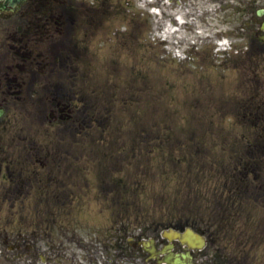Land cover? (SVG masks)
Returning a JSON list of instances; mask_svg holds the SVG:
<instances>
[{"label":"rangeland","instance_id":"374dc122","mask_svg":"<svg viewBox=\"0 0 264 264\" xmlns=\"http://www.w3.org/2000/svg\"><path fill=\"white\" fill-rule=\"evenodd\" d=\"M94 1L74 8L62 59L67 65L49 68L42 79L26 77L24 98L8 96L2 104L0 231L9 239L0 256L11 257L3 264L35 260L19 256L14 242L22 243V253V245L31 243L39 254L54 244V251L66 249L59 257L67 260L69 252L83 256L82 238L90 251L96 243L107 251L130 250L132 233L181 224L213 233L221 260L230 251L242 264H264V151L257 148L264 126L256 95L264 103V55L249 52L247 42L248 49L221 57L213 52L215 36H204L212 32L205 24L196 25L194 34L182 27L180 37L169 34L181 43L167 44L160 37L169 27L165 14L151 12L145 0ZM183 4L172 13L184 14ZM23 28L17 14L0 13L3 82L4 71L14 74L7 61L17 50L11 42L23 43L12 39ZM146 33L155 41L142 39ZM191 40L197 44L189 49ZM145 46L186 52L181 65L198 56L204 67L199 75L191 67L178 70L183 81L154 77L141 66L139 49ZM125 52L131 63L122 58ZM152 56L159 61L155 51ZM186 73L193 74L191 83ZM51 83L73 96L66 101L75 108L72 119L51 124V108L60 107L57 95H45ZM27 178L33 183L16 190ZM71 238L77 242L60 245Z\"/></svg>","mask_w":264,"mask_h":264},{"label":"flooded vegetation","instance_id":"af4514ba","mask_svg":"<svg viewBox=\"0 0 264 264\" xmlns=\"http://www.w3.org/2000/svg\"><path fill=\"white\" fill-rule=\"evenodd\" d=\"M212 4V9L214 11V18L218 19L219 23H227L229 27H233L234 30L238 28L241 31V35H244L246 40V33L249 23L248 16V5L250 4H261L264 7V0H208ZM194 4L198 6L200 0H193ZM76 0H24L17 7L18 11L22 5L24 10L19 14V19L21 21V26H24L18 36H13L12 39H18L23 43L14 44L11 42V46L17 48L14 53L15 56L12 61H8V68L13 70L14 68H19L20 71H24L20 74H12L13 77L9 78L7 81L6 88L4 89V96L0 98V105L4 103L7 99L8 94H16L21 91V89H15L17 85L21 86L25 81V76L33 78L41 77V73H47L48 69H54L55 65L60 60L61 65H64L67 61H62L64 54V46L67 41L63 34L67 30L69 31V26L73 23L75 19V11L73 5L77 6ZM29 10L34 11L30 16H26L24 12ZM259 8L256 12L251 13L250 19L254 22L259 20H264V11L259 13ZM240 20V26H231L232 19ZM24 21V24L23 22ZM261 24V22H260ZM224 31L221 30V34ZM256 36L262 38L264 36V29L260 28L256 31ZM69 41V40H68ZM44 49L52 51L53 54L47 52ZM51 59H53V65H50ZM31 67V72H26L27 68ZM33 68L40 70L37 73ZM3 77L6 79L10 76L8 71L2 73ZM22 80H21V79ZM20 79L22 82H18ZM1 87V83H0ZM57 95L65 96L66 93H62V87H57ZM56 95V92L53 93ZM58 104L62 105L61 101ZM6 108L3 109L2 115L5 114ZM1 115V116H2ZM50 117L52 120H57L59 117L63 119H70L73 117L72 109L64 104L59 110L56 108H51ZM8 234L6 231H0V245H5L8 240ZM181 248V246H178ZM28 248V247H27ZM26 248V249H27ZM16 249L18 254L21 256L25 254L26 250L21 253V244H16ZM0 254H3L2 251ZM7 257L8 255L5 254ZM5 256V257H6ZM195 257L198 264H211L214 259L207 255L203 249H199L195 252ZM8 260L7 258L0 257V261ZM157 263V261H156ZM158 264V263H157Z\"/></svg>","mask_w":264,"mask_h":264},{"label":"clouds","instance_id":"9594fccd","mask_svg":"<svg viewBox=\"0 0 264 264\" xmlns=\"http://www.w3.org/2000/svg\"><path fill=\"white\" fill-rule=\"evenodd\" d=\"M152 11L160 12L159 7H154ZM121 28H126V24H119L118 25ZM228 25L226 24H219L213 31H219L221 29H226ZM142 39H152L155 41V35L154 34H148L146 33L145 37H142ZM212 43H214L216 46L213 48V52H219L220 56L222 57L224 55L223 48H231V38L229 37H221L217 40H214ZM170 47V46H165ZM187 47V45H185ZM153 51L157 53V56L159 57V61L157 58L152 56ZM140 58H141V66L150 67L152 69V74L154 77H165L170 79H177L180 81L184 80V77L179 76L178 70H182L184 67H191L196 70L195 75H199L203 69V65H198L196 61L199 60L198 56H192L190 60H188L186 65H181L180 61L184 59L185 56L188 54L186 52L177 50V52L169 53V52H161L159 51V48L152 49L150 47H143L139 49ZM146 53V55H145ZM175 57L174 59L171 57ZM164 57H169L167 61L164 60ZM126 59L129 63L132 62V59L130 56H128L127 52L124 53V56L122 57ZM219 62V61H218ZM185 76L188 77V82L191 83L193 79V74L186 73ZM171 103H175L172 101ZM219 123V122H218Z\"/></svg>","mask_w":264,"mask_h":264},{"label":"water","instance_id":"95a60500","mask_svg":"<svg viewBox=\"0 0 264 264\" xmlns=\"http://www.w3.org/2000/svg\"><path fill=\"white\" fill-rule=\"evenodd\" d=\"M6 1H8L9 7L13 8L15 6L16 2L20 1V0H6Z\"/></svg>","mask_w":264,"mask_h":264},{"label":"bare ground","instance_id":"6f19581e","mask_svg":"<svg viewBox=\"0 0 264 264\" xmlns=\"http://www.w3.org/2000/svg\"><path fill=\"white\" fill-rule=\"evenodd\" d=\"M179 19H182V16H179ZM173 22V21H172ZM172 22H167L166 24H169V25H171L172 24ZM172 28V27H171ZM173 29V28H172ZM172 29H170V27H168V29H167V32H171L172 31ZM174 31V30H173Z\"/></svg>","mask_w":264,"mask_h":264}]
</instances>
